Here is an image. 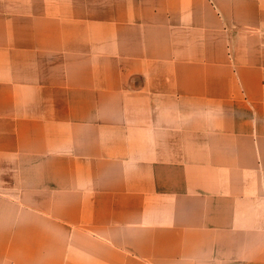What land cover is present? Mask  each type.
Masks as SVG:
<instances>
[{"label":"crops","instance_id":"1","mask_svg":"<svg viewBox=\"0 0 264 264\" xmlns=\"http://www.w3.org/2000/svg\"><path fill=\"white\" fill-rule=\"evenodd\" d=\"M0 264H264V0H0Z\"/></svg>","mask_w":264,"mask_h":264}]
</instances>
